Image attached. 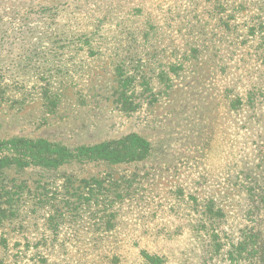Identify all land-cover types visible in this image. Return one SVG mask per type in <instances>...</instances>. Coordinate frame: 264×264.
<instances>
[{
  "label": "rangeland",
  "instance_id": "1",
  "mask_svg": "<svg viewBox=\"0 0 264 264\" xmlns=\"http://www.w3.org/2000/svg\"><path fill=\"white\" fill-rule=\"evenodd\" d=\"M132 133L143 159L3 168L0 264H242L247 231L264 264V0H0V139Z\"/></svg>",
  "mask_w": 264,
  "mask_h": 264
},
{
  "label": "trees",
  "instance_id": "2",
  "mask_svg": "<svg viewBox=\"0 0 264 264\" xmlns=\"http://www.w3.org/2000/svg\"><path fill=\"white\" fill-rule=\"evenodd\" d=\"M150 148L148 141L133 133L127 134L117 140L101 141L99 143L79 145L73 148L61 142L48 141L42 138H5L0 139V150L7 151L6 154L0 156V173L2 174L3 168L10 166L26 168L39 165L44 168L56 169L71 161L129 162L145 158L150 152ZM81 181L84 182L85 180ZM85 183L89 185L88 193L90 195L93 190L92 188L96 187L97 184L99 185L100 180L91 178L89 181H85ZM78 188H80V184L74 191H77ZM211 236L214 238L213 234ZM215 237H217V234H215ZM258 237V231L253 233L247 231L243 240L238 243L237 248H240L242 244L243 247L236 250V252L245 253L242 264H261V262L256 263L255 258L254 260L252 259L253 255H250L253 253H259L260 256L263 255L261 251L258 252L259 250H257L259 247L257 244ZM248 244H251L249 249L247 248ZM211 247L213 248L212 244ZM142 255L152 264H159L161 262V258L155 254L142 252ZM257 258L256 260H259ZM233 260L235 261V259Z\"/></svg>",
  "mask_w": 264,
  "mask_h": 264
}]
</instances>
